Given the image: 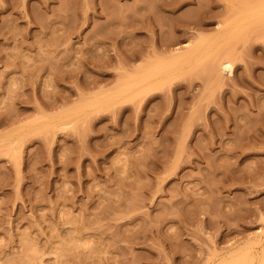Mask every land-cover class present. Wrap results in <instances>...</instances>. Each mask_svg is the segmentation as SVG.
I'll return each instance as SVG.
<instances>
[{"label": "rangeland", "instance_id": "374dc122", "mask_svg": "<svg viewBox=\"0 0 264 264\" xmlns=\"http://www.w3.org/2000/svg\"><path fill=\"white\" fill-rule=\"evenodd\" d=\"M0 264H264V0H0Z\"/></svg>", "mask_w": 264, "mask_h": 264}, {"label": "bare ground", "instance_id": "6f19581e", "mask_svg": "<svg viewBox=\"0 0 264 264\" xmlns=\"http://www.w3.org/2000/svg\"><path fill=\"white\" fill-rule=\"evenodd\" d=\"M188 52V51H187ZM186 53V52H185ZM177 54V57H179V56H182V55H185L183 52H178V53H176ZM220 60V59H219ZM218 60V61H219ZM145 63V62H144ZM143 64V62L140 64V65H142ZM146 64V63H145ZM148 65L147 66H149L150 64L149 63H147ZM219 70L220 71H226V72H228V73H232L233 72V70H234V63H233V61L231 60V59H229V58H227V57H225V58H222L220 61H219ZM145 66V65H144ZM143 67V66H142ZM142 67H140V68H142ZM140 70V69H139ZM138 70V71H139ZM141 70H143V69H141ZM140 72V71H139ZM242 253V252H241ZM230 254V253H229ZM232 258V257H231ZM230 258V259H231ZM238 260V259H237ZM229 261V259H227V258H224L223 260H222V263H227ZM235 261V260H234Z\"/></svg>", "mask_w": 264, "mask_h": 264}]
</instances>
